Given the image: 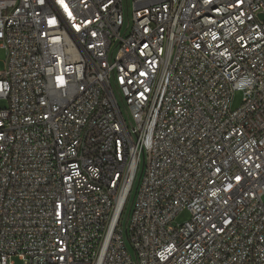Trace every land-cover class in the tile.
<instances>
[{
    "label": "built area",
    "instance_id": "built-area-1",
    "mask_svg": "<svg viewBox=\"0 0 264 264\" xmlns=\"http://www.w3.org/2000/svg\"><path fill=\"white\" fill-rule=\"evenodd\" d=\"M260 15L0 0V264H264Z\"/></svg>",
    "mask_w": 264,
    "mask_h": 264
},
{
    "label": "rangeland",
    "instance_id": "rangeland-1",
    "mask_svg": "<svg viewBox=\"0 0 264 264\" xmlns=\"http://www.w3.org/2000/svg\"><path fill=\"white\" fill-rule=\"evenodd\" d=\"M4 56H5V51L4 49H0V68L2 69L3 67V60H4ZM241 99H242V94L239 91H236L233 97V101H232V108L235 109L236 107H238L241 103ZM0 105H2V103L0 102ZM189 217V213L186 210H182L181 212L178 213V215L176 216L175 220H174V224H180L182 222H184L186 219H188Z\"/></svg>",
    "mask_w": 264,
    "mask_h": 264
},
{
    "label": "water",
    "instance_id": "water-1",
    "mask_svg": "<svg viewBox=\"0 0 264 264\" xmlns=\"http://www.w3.org/2000/svg\"><path fill=\"white\" fill-rule=\"evenodd\" d=\"M260 17L264 19V16L263 15H260Z\"/></svg>",
    "mask_w": 264,
    "mask_h": 264
}]
</instances>
